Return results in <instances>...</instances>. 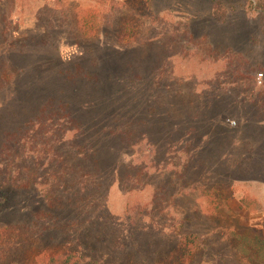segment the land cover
Instances as JSON below:
<instances>
[{
  "label": "rangeland",
  "instance_id": "1",
  "mask_svg": "<svg viewBox=\"0 0 264 264\" xmlns=\"http://www.w3.org/2000/svg\"><path fill=\"white\" fill-rule=\"evenodd\" d=\"M68 246L264 264V0H0V264Z\"/></svg>",
  "mask_w": 264,
  "mask_h": 264
},
{
  "label": "trees",
  "instance_id": "2",
  "mask_svg": "<svg viewBox=\"0 0 264 264\" xmlns=\"http://www.w3.org/2000/svg\"><path fill=\"white\" fill-rule=\"evenodd\" d=\"M29 179L30 180L28 182V180L26 181L24 179H19L15 177L11 178V182L5 183L4 185H7V186H3L2 189L7 187V189L13 188L15 190L39 192L37 188H35L32 184V176H30ZM43 195L47 199V201L52 204L54 196H49V194L47 196L46 193H44ZM189 238L193 240L190 243L191 245H193V248L191 251L187 252V254L184 257L192 256L190 260L191 262L192 260H195V258H197L200 254H201V257L204 256V252L207 248L204 247L203 241L200 243V237L195 236V235L194 236L190 235ZM183 246H185V244L182 240H180L179 244L176 246L175 251L177 252V249L183 248ZM41 256H44V255H41ZM40 258L34 264H102L103 263V261L96 260L94 257H92V255L89 256V258H86L84 255L77 254L73 250H70V247L69 249L62 248L58 252L51 254L49 258H45V259H40ZM163 262H167V260ZM117 264H129V262L122 261L120 263L117 262Z\"/></svg>",
  "mask_w": 264,
  "mask_h": 264
}]
</instances>
